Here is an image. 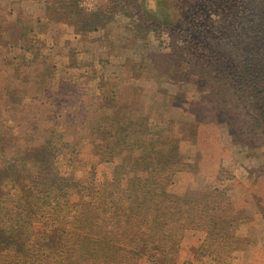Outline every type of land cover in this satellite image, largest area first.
<instances>
[{
  "label": "rangeland",
  "instance_id": "obj_1",
  "mask_svg": "<svg viewBox=\"0 0 264 264\" xmlns=\"http://www.w3.org/2000/svg\"><path fill=\"white\" fill-rule=\"evenodd\" d=\"M243 73L264 81V0H0V194L22 171H38L35 163L56 165L73 184L70 206L90 183L142 198L136 179L153 199L163 183L177 197L218 194L213 211L223 231L213 235L226 234L230 248L218 254L202 221L186 224L170 262L264 264V142L239 144L217 114L218 90L228 88L219 76ZM49 92L58 96L48 100ZM102 124L101 135H115L100 160L93 142ZM124 136L135 150H105ZM165 147L179 158L166 162ZM40 221L42 237L53 221Z\"/></svg>",
  "mask_w": 264,
  "mask_h": 264
},
{
  "label": "trees",
  "instance_id": "obj_2",
  "mask_svg": "<svg viewBox=\"0 0 264 264\" xmlns=\"http://www.w3.org/2000/svg\"><path fill=\"white\" fill-rule=\"evenodd\" d=\"M241 75L237 80L236 76H219V85L228 88L218 90L217 114L227 117L221 122L227 125L239 144L247 146L264 142V81L254 82L247 79L248 74ZM258 85H263V88L256 92ZM251 97L258 99L257 106L249 105L247 101ZM72 99L70 97L68 101H74ZM103 129V124L96 128L94 139L98 142H93L99 149L95 154L100 156V160V147L107 137L115 135L111 129L101 135ZM53 134L57 135L55 131ZM161 137L162 132L152 133L153 144L161 143ZM131 142L124 136L115 140L113 146L106 144L105 150L110 153L116 149L135 150ZM51 144L50 139L48 146ZM165 148L166 162L179 158L176 149ZM35 164L38 171H22L7 192L0 194L1 203L6 204L8 199L14 203L10 208L0 206V264H136L138 258H146L148 264H160L158 257L165 260L163 264H173L170 260L179 251L184 226L197 227L201 221L207 230L208 242L216 243L217 248H212L213 251L220 254L224 247L230 248L226 234L220 236L216 232L213 235L215 231H223L218 226L219 213L213 211L218 194H203L199 199L194 195L177 197L168 192L163 183L153 199L147 196L148 189L140 186L143 179H136L132 181V187L135 191H144L142 198L137 196L133 201L134 193L129 191H124L126 197L120 191L108 195L103 183L98 186L90 183L82 188L81 200L70 206L68 199L73 184L68 182V178L59 176L56 165L49 170ZM27 182L31 185L29 188L24 187ZM16 194L20 198L18 202H14ZM30 196H35L38 201L28 206L24 200ZM219 200L221 203L222 198ZM13 210L26 211L29 216L12 221L9 215ZM43 217L53 222L43 223L46 233L39 237L35 235L34 225ZM18 235L20 237L16 238ZM19 240H25L24 244H19ZM208 242L207 246L210 245ZM109 256L114 259L109 260Z\"/></svg>",
  "mask_w": 264,
  "mask_h": 264
},
{
  "label": "crops",
  "instance_id": "obj_3",
  "mask_svg": "<svg viewBox=\"0 0 264 264\" xmlns=\"http://www.w3.org/2000/svg\"><path fill=\"white\" fill-rule=\"evenodd\" d=\"M55 75H56V73H54ZM55 96H58L56 93L54 94L53 92H49V93H47L46 94V98L48 99V100H53L54 98H55ZM62 96V95H61ZM65 96V95H64ZM66 96H67V94H66ZM24 98V99H23ZM28 98V97H27ZM27 98L26 97H22V100L24 101L25 99L27 100ZM47 100V101H48ZM3 102H5V100H3ZM6 102L8 103V104H11L12 103V100L11 99H9L8 98V100H6ZM45 103H46V101H45Z\"/></svg>",
  "mask_w": 264,
  "mask_h": 264
}]
</instances>
